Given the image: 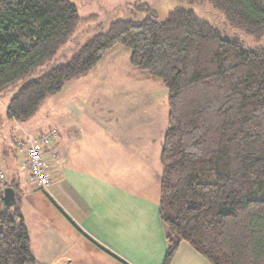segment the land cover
Listing matches in <instances>:
<instances>
[{"label": "trees", "instance_id": "trees-1", "mask_svg": "<svg viewBox=\"0 0 264 264\" xmlns=\"http://www.w3.org/2000/svg\"><path fill=\"white\" fill-rule=\"evenodd\" d=\"M207 1L227 24L264 36V0ZM79 20L70 0H0V94L51 60ZM116 45L167 91L159 155L163 264L181 242L211 264H264V49H244L192 9L177 8L164 21L116 20L65 62L22 82L7 116L29 119ZM6 186L12 182L0 184V264H35L18 194L7 205Z\"/></svg>", "mask_w": 264, "mask_h": 264}, {"label": "crops", "instance_id": "crops-1", "mask_svg": "<svg viewBox=\"0 0 264 264\" xmlns=\"http://www.w3.org/2000/svg\"><path fill=\"white\" fill-rule=\"evenodd\" d=\"M77 105L56 112L58 135L44 152L47 189L31 183L22 158L0 168L18 194L35 264H163L160 152L151 164L133 123L105 105ZM171 264L211 263L181 242Z\"/></svg>", "mask_w": 264, "mask_h": 264}, {"label": "rangeland", "instance_id": "rangeland-1", "mask_svg": "<svg viewBox=\"0 0 264 264\" xmlns=\"http://www.w3.org/2000/svg\"><path fill=\"white\" fill-rule=\"evenodd\" d=\"M70 1L75 5L80 18L73 36L45 65L38 67L29 77L19 80L17 85L0 94L1 169H4L3 161L11 158L14 162V156L25 161L26 146L19 148L21 139L26 134L35 137L46 134L47 130L54 126L57 110L70 101L75 105H105L119 113L121 122L133 123L128 129L136 136H142V151L149 155L152 164L153 158L157 157L161 150L167 127V91L159 79H153L146 70L130 65L129 50L126 47L114 46L85 77L66 82L59 93L47 97L29 119L17 122L6 113L10 97L22 82L68 60L72 53L93 35L105 32L113 21H141L145 18L164 21L169 13L177 8L192 9L218 28L223 36L239 41L244 49H264V36L255 38L244 30L227 24L223 15L207 0ZM157 164L159 165V161ZM20 172L22 178L27 177L23 169ZM2 176L4 178L3 174ZM3 181L0 180V184Z\"/></svg>", "mask_w": 264, "mask_h": 264}, {"label": "built area", "instance_id": "built-area-1", "mask_svg": "<svg viewBox=\"0 0 264 264\" xmlns=\"http://www.w3.org/2000/svg\"><path fill=\"white\" fill-rule=\"evenodd\" d=\"M56 137L57 131L51 129L44 135L35 138L27 137L26 140L19 143L20 147L26 145L24 166L29 171V179L31 183L41 189H47L51 183L48 166L44 160V152L52 145ZM2 177L0 173V180H3Z\"/></svg>", "mask_w": 264, "mask_h": 264}, {"label": "water", "instance_id": "water-1", "mask_svg": "<svg viewBox=\"0 0 264 264\" xmlns=\"http://www.w3.org/2000/svg\"><path fill=\"white\" fill-rule=\"evenodd\" d=\"M14 190L12 187H5L3 189V200L7 205H11L14 202Z\"/></svg>", "mask_w": 264, "mask_h": 264}]
</instances>
